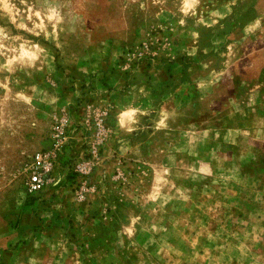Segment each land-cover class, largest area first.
Wrapping results in <instances>:
<instances>
[{
    "label": "rangeland",
    "instance_id": "374dc122",
    "mask_svg": "<svg viewBox=\"0 0 264 264\" xmlns=\"http://www.w3.org/2000/svg\"><path fill=\"white\" fill-rule=\"evenodd\" d=\"M0 264H264V0H0Z\"/></svg>",
    "mask_w": 264,
    "mask_h": 264
},
{
    "label": "built area",
    "instance_id": "2783aa9c",
    "mask_svg": "<svg viewBox=\"0 0 264 264\" xmlns=\"http://www.w3.org/2000/svg\"><path fill=\"white\" fill-rule=\"evenodd\" d=\"M68 120L61 118L50 128V143L47 147L33 152L25 164L26 182L24 189L29 194L41 192L53 181V171L63 146H66L67 139L65 128Z\"/></svg>",
    "mask_w": 264,
    "mask_h": 264
}]
</instances>
